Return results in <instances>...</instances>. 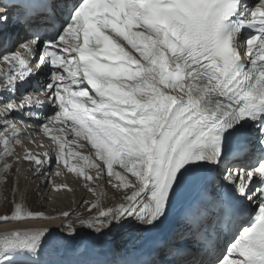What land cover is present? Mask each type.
Here are the masks:
<instances>
[{"label":"snow or ice","instance_id":"1","mask_svg":"<svg viewBox=\"0 0 264 264\" xmlns=\"http://www.w3.org/2000/svg\"><path fill=\"white\" fill-rule=\"evenodd\" d=\"M0 7V58L9 66L0 74V177L12 168L10 146L40 129L56 147L55 160L23 157L37 176L63 162L86 185L106 175L125 192L114 207L98 198L87 218L63 213L58 229L34 225L58 217L13 199L0 214V225H13L0 232V264H264V0ZM69 121L103 163L83 157L95 177L68 166L65 147L75 140L51 135L50 124ZM190 190L197 197L173 223ZM116 232L141 242L115 246L105 238ZM134 253L141 258H128Z\"/></svg>","mask_w":264,"mask_h":264},{"label":"bare ground","instance_id":"2","mask_svg":"<svg viewBox=\"0 0 264 264\" xmlns=\"http://www.w3.org/2000/svg\"><path fill=\"white\" fill-rule=\"evenodd\" d=\"M1 66H3V63H1ZM44 79H45V77H44ZM45 104H47V101H45ZM49 114H51V113L49 112ZM49 127L52 130L51 135L61 136L62 139L66 137V139L68 141H72V140L76 141V143H69L65 147V159L67 160L69 167L83 168L84 171L88 174H91L90 171L95 173V169L90 168L86 164L85 160L83 159V157H85V156L89 157V159L91 161H94L97 164H101V166L103 167V163L94 157L95 150L91 148L90 143H88L85 139H80V138L74 137V135L71 133V122L70 121L65 122L64 124H60V123L50 124ZM34 133H39V135H31L32 139H27L28 144H29V145H27V143H26L27 153L29 151L33 152V153L48 152L49 155L53 158V160H55V153L52 152L50 149H52L56 146L54 144L50 143V135H45L43 133V131L40 129H37V132H34ZM37 136H41V139L44 140V142H46V148L45 149H44V145H42L40 143V141H38V140H37L38 142L35 141V137H37ZM78 145H83V147H78ZM32 146L34 147L33 149H31ZM10 147L13 149L14 155L6 157V160L9 164L12 165V168H11L10 173L6 177H0V189L2 188L1 193H0V198L2 197L1 194H3L6 197L5 200H9L10 199L9 193H10L11 196L13 195L15 197V200L17 202H20L21 196L23 195L24 200H25L26 196H28L27 194H29L31 191V189L29 187H27L28 184L32 189H34L36 186L33 187V184L35 185V183L28 182V180H25V178L30 177L29 175L32 172L30 170L32 168L31 162L25 161L22 158L21 163H20V167L18 166L19 161H18L17 157H19V156H18V153L16 152V148L21 147V146H16V144H15V145H11ZM2 150H3V145L0 144V152H2ZM73 152L78 153V155H72L71 153H73ZM27 163H30L31 166H29V168L26 167L27 169H25V166ZM61 163L63 164V162H61ZM61 163L60 164L53 163L51 166L45 165L44 174L39 175V176H37V174H35L33 178H35L37 183H39L38 185L40 188H37L36 190L41 195V196H39V197H41V199L44 198V199H47L48 201L49 200L55 201L57 199V202H59V203H60V200H62V199H65L67 201H66L65 205L62 203L61 204H59V203L58 204H51L50 202L48 203V201H47V203L45 202L44 203L45 206L49 207V209H50V212L48 213V215L56 216L58 218L56 220H51V221H36V222H34V225H50L51 227L58 229L59 226L64 222L63 213H65V212L70 213V215L68 216V219H70V220L73 219L77 214H79L85 218H87L90 215H95L98 211V209H96V208H94L93 210H91V212H88V213L86 211L84 213H80V212L84 211V207H83L84 205L83 204H85V203L83 201H88L89 203H91V202L95 203L97 201V199L99 198L100 205L103 208L114 207L117 204L122 202V197L125 194V192L123 190L118 193V195L116 196L117 198L115 197L117 200L115 201V203H113V201H112L113 199L110 197L112 195L108 192H110V191H113L115 193H117V192L110 185H109L110 188L107 187L104 189L101 182H98V181L103 180L102 177L99 180L94 179L90 184L85 185L83 183L85 181L82 180L83 179L82 177H79V175L77 173L68 172L67 168L64 165H62ZM2 166H3V162L0 161V167H2ZM54 166L56 167L55 171H53ZM17 169H19V172H17ZM115 170L123 171L119 168H116ZM46 173H48V175H46ZM128 176H129V179H134L130 176V174H128ZM63 177L66 180L68 179L66 182H68L69 185L71 184V186L69 187V188L72 187L73 190L71 189V191H74L75 189H78V188L80 190L81 189L84 190V191L82 190V192L77 196V201L75 203L70 201L71 196H70V193L67 192V190H66L67 187H64L65 183L62 181ZM106 179L107 178H105L104 180L106 181ZM13 180H14V182H13ZM95 181H97V182H95ZM46 183L50 186L49 187V193H47V195H46V191L44 190L45 188L41 187V186H44ZM51 186L53 189L51 188ZM63 187L66 191L63 189ZM88 187H92L93 189H97V191H95V192L88 191ZM85 190H87L89 193L87 196L83 195ZM100 190L103 191V194H101ZM127 191L130 193L131 189H129ZM34 193H36V192H34ZM196 197H197V192L195 190H190L184 194V196L177 202V204L175 206L173 223H175V221L179 220L180 217L182 216V210H183L185 204L194 201ZM41 199H40V201H41ZM0 200H2V199H0ZM57 202H55V203H57ZM1 203H4V199L2 200ZM86 204H88V203H86ZM55 206L59 207L58 208L59 210H55V208H54ZM56 211H58V213ZM85 214H88V215L85 216ZM12 227H13L12 224L0 225V232L5 231L6 229H11ZM81 231L87 232V231H91V230L83 229ZM105 239L112 241L113 245L120 246L123 249H132L135 245H137L141 242L136 237H130L127 233H122V232L113 233L109 237H106ZM104 246H106V245H101L99 243L96 244L97 248L104 247ZM116 256H119L121 259L120 254H117ZM128 258H141V257H140L139 253H134L131 257H128Z\"/></svg>","mask_w":264,"mask_h":264},{"label":"rangeland","instance_id":"3","mask_svg":"<svg viewBox=\"0 0 264 264\" xmlns=\"http://www.w3.org/2000/svg\"><path fill=\"white\" fill-rule=\"evenodd\" d=\"M19 165V167H20V163H18ZM29 166H31L30 165V163H27L26 164V166H25V169H27V168H29ZM27 167V168H26ZM90 173H91V175H93L94 177H95V173H93L92 171H90ZM36 173L34 172V171H32L31 172V174L29 175L30 177L28 178H25V180H28V182H32V183H35V185L33 184V187H35L34 189L36 190L37 188H40L39 187V183H37V181H36V179L35 178H33L34 177V175H35ZM50 174V173H49ZM74 174V173H73ZM46 175H48V173H46ZM74 176V175H73ZM102 177V181H98V182H101V184L103 185V188L105 189V188H107V187H109L110 188V186L109 185H107L106 184V181L104 180L105 178H107L106 177V175H103V176H101ZM37 178V177H36ZM68 180V179H67ZM66 179H65V181H67ZM83 180V179H82ZM62 181L64 182V180L62 179ZM13 182H14V180H13ZM48 182V181H47ZM95 182H97V181H95ZM85 185H86V183L85 182H83ZM66 184H67V188H68V190H70V191H68L67 189V192H69L70 193V196H71V198H70V201H72L73 203H75L76 201H77V196L82 192V190L83 189H75L74 191H71V189H72V187L71 188H69L70 186H71V184L69 185L68 184V182H66ZM69 185V186H68ZM27 187H29L30 189H31V191H30V193L29 194H27L28 196H26V198H25V200H24V203L26 204V206L29 208V209H31V210H33V211H39V212H43L45 215H48V213L50 212V209H49V207H47V206H45V202L47 203V199H44V198H42L41 199V197H39V196H41L38 192H37V190L35 191L34 189H32L30 186H29V184H28V186ZM42 188H45L44 190L46 191V195H47V193H49V185L46 183L44 186H41ZM51 188H52V186H51ZM2 189V188H1ZM1 189H0V193H1ZM53 189V188H52ZM63 189H64V187H63ZM43 190V189H42ZM65 190V189H64ZM65 190V191H66ZM73 190V189H72ZM84 191V190H83ZM87 190H85V192H84V194L83 195H85V196H87L89 193H88V191L86 192ZM34 192H36V193H34ZM77 192V193H76ZM79 192V193H78ZM108 193H110L112 196H110L113 200V203H115V201L117 200L116 198V196L118 195V193H115V192H113V191H110V192H108ZM2 195V197L0 198V199H4V203H1L2 202V200H0V214H5V212H6V209H8L11 205H12V201H13V199H15V197L12 195L11 196V194L9 193V196H10V199L9 200H5V196L3 195V194H1ZM66 195V194H65ZM69 195V194H68ZM64 196V195H63ZM116 197V198H115ZM49 198V197H48ZM40 199H41V201H40ZM45 201H44V200ZM64 200V201H63ZM53 200H49L48 201V203L50 202L51 204H58L59 202H57V199L55 200V201H53ZM66 201L67 200H65V199H62V200H60V203L59 204H64L65 205V203H66ZM55 202H57V203H55ZM91 203H93V202H91ZM91 203H89L88 202V204H83L84 206V211H82V212H80V213H84L85 211L88 213V212H91V211H89V207H90V205H91ZM55 208V210H59L58 208L59 207H57V206H55L54 207ZM94 209V208H93ZM93 209H91V210H93ZM72 211V210H71ZM57 213H58V211H56ZM64 212V211H63ZM88 214H85V216H87Z\"/></svg>","mask_w":264,"mask_h":264}]
</instances>
